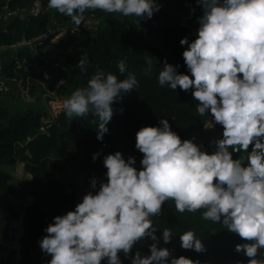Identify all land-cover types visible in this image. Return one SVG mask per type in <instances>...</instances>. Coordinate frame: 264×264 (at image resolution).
I'll use <instances>...</instances> for the list:
<instances>
[{
    "label": "clouds",
    "instance_id": "obj_1",
    "mask_svg": "<svg viewBox=\"0 0 264 264\" xmlns=\"http://www.w3.org/2000/svg\"><path fill=\"white\" fill-rule=\"evenodd\" d=\"M203 14L198 18L196 38L180 40L187 45L182 55L190 74L178 72L167 61L158 73L161 87L192 90L197 112L210 115L223 126L222 138L211 143L215 151H204L190 139L181 140L167 119L161 126H143L136 133V149L143 154L127 160L120 151L104 156L106 182L90 181V191L74 210L57 215L46 228L39 245L50 254L48 264H122L134 244L145 237L157 241L151 217L172 200L178 212L195 213L220 223L238 234L237 244L251 258L249 264H264L257 255L264 249V0H197ZM48 8L70 17L80 26L86 10H102L123 16L151 18L161 5L157 0H48ZM88 57L77 65L87 72ZM149 68L152 60L146 58ZM121 75L127 71L119 61ZM134 72L126 78L98 70L83 87L63 101L69 121L96 117L97 139L108 133L112 104L138 88ZM121 112L123 109L120 110ZM205 128L214 127L212 120ZM251 150L249 151V146ZM233 152L245 156L233 159ZM100 153L93 154V160ZM173 233L163 229L162 239ZM181 247L205 251L193 230L180 235ZM151 254L136 252L131 264H200L188 257H172L166 247L150 245Z\"/></svg>",
    "mask_w": 264,
    "mask_h": 264
},
{
    "label": "trees",
    "instance_id": "obj_2",
    "mask_svg": "<svg viewBox=\"0 0 264 264\" xmlns=\"http://www.w3.org/2000/svg\"><path fill=\"white\" fill-rule=\"evenodd\" d=\"M34 1L10 0L8 4L7 0H0V16L6 4L12 9L27 8ZM42 1L44 13L37 18H18L10 22L8 32L0 31V45L34 38L42 34L52 20L60 26L74 24L70 17L48 8V0ZM157 2L161 7L151 18L86 10L83 21L89 18L97 20L96 29L67 32L56 46L58 53L62 52L66 57L69 71H51L52 81L46 82L53 89L59 80H65L67 85L59 90L60 93H72L85 86L98 70L111 72L119 79L126 78L128 72L137 76L138 88L113 102L114 114L102 141L97 139L96 117L91 114L69 121L63 113L58 124L47 133L41 132L42 118L48 115L49 98H44V89L37 83L32 87V92L37 94L34 101H28L14 81L7 82L8 90L0 91V241L7 238L10 223L20 219L21 212H24V231L19 241L20 264H48L51 255L45 254L39 245L47 235L44 230L55 216L66 214L77 205L75 194L66 192L64 184L57 178L58 172L64 173L68 168L83 170L88 174L89 182L97 178L98 188L100 181L107 180V169L103 164L105 155L120 151L126 160L134 156L135 166L139 167L143 154L135 147L136 133L143 126H161V119L169 121L171 129L182 141L190 139L210 154L216 150L211 142L222 138L223 126L215 123L214 127L205 128L204 124L212 117L198 114V101L194 99L192 90L184 91L179 86L175 91L167 86L161 87L157 79L165 61L178 66V72L190 74L182 55L187 45H181L180 40L184 37L189 41L195 39V34L184 22L193 15H202V6L197 0ZM2 25L0 21V27ZM83 55L89 61L87 72H81L77 66ZM146 58L152 60L150 68ZM121 60L127 65L123 75L117 67ZM9 72L14 75L11 70ZM42 102L44 108L41 107ZM97 152L100 155L93 160V154ZM245 155L244 152H233V159ZM18 163L24 164L26 174L32 178H26L20 193L14 199H8L17 188L13 172ZM28 198L32 199L31 202L23 207ZM151 221L156 227L157 241L150 237L142 238L134 244L127 257L120 251L118 255L122 264H131L136 252L142 257L150 255L153 243L169 249V262L172 257L180 256L200 264H249L251 260L243 251H236L237 244L247 241L228 231L223 224L203 219L202 210L180 213L174 201L168 200L162 205L161 213L152 216ZM163 229H170L173 233L168 243L162 239ZM188 230L195 232L205 251L181 247L180 235ZM257 259L264 261V249L258 252ZM101 264H107V260H102Z\"/></svg>",
    "mask_w": 264,
    "mask_h": 264
},
{
    "label": "built area",
    "instance_id": "obj_3",
    "mask_svg": "<svg viewBox=\"0 0 264 264\" xmlns=\"http://www.w3.org/2000/svg\"><path fill=\"white\" fill-rule=\"evenodd\" d=\"M8 4L10 0H7ZM6 4L0 16L3 25L0 31L8 32V24L15 19L37 18L44 11L45 6L42 0H35L32 5L27 8L12 9ZM98 21L92 18L86 19L80 26L65 25L60 26L56 20H52L46 30L34 37L23 38L12 45H0V91L8 90V81L16 82L22 95L28 101H34L37 97L32 92L35 83L41 85L44 89V98L47 101L48 115L42 118L40 131L47 133L54 125L58 124L60 116L65 113L63 110V101L72 93L63 94L59 90L66 87L65 80H59L56 86L49 88L46 81H52L51 71L68 72L69 66L66 63V57L62 52L58 53V40L62 39L67 32L77 33L83 30L96 29ZM51 51V52H50ZM14 74L10 75V71ZM34 91V90H33ZM26 177L17 181V188L8 199H14L25 185ZM6 200V198H4ZM174 252V251H173Z\"/></svg>",
    "mask_w": 264,
    "mask_h": 264
},
{
    "label": "rangeland",
    "instance_id": "obj_4",
    "mask_svg": "<svg viewBox=\"0 0 264 264\" xmlns=\"http://www.w3.org/2000/svg\"><path fill=\"white\" fill-rule=\"evenodd\" d=\"M201 15H193L190 19H188L185 23V26L189 29V31L193 32L195 34L196 38V30L199 27L198 24V18ZM61 40H58V43ZM58 46V45H57ZM41 107L44 108L45 104L42 102ZM215 125V121L213 118H211L206 125H210V121ZM14 176L17 181L20 180V178H25L26 177V172L24 171V164L18 163L16 170L13 172ZM83 176L84 178H88V174L86 172L80 171V170H75L73 168H68L66 172L64 173H57V178L59 181L64 184L65 190L68 193H74L76 196V204L82 201L80 199L81 197V188L82 184L81 182L83 179L81 178ZM87 184V182H86ZM88 192L90 191V188L88 187ZM87 193H84V195ZM31 198H28L26 202L22 204L23 207L27 206L31 202ZM29 202V203H28ZM23 214L24 212H21V217L20 219L14 220L10 223V228L7 230V238L2 239L0 241V260L2 261V264H18L19 260V246H20V238L23 234V228H22V222H23ZM16 249V260L8 259V255L12 252H14ZM11 260V261H10ZM16 262V263H15Z\"/></svg>",
    "mask_w": 264,
    "mask_h": 264
},
{
    "label": "bare ground",
    "instance_id": "obj_5",
    "mask_svg": "<svg viewBox=\"0 0 264 264\" xmlns=\"http://www.w3.org/2000/svg\"><path fill=\"white\" fill-rule=\"evenodd\" d=\"M81 178L83 179V181L81 182V184H82V188H81V197H80V199H82L83 198V196H84V193H88V187L86 186V178H84L83 176H81ZM15 255H16V249H15V251L12 253H10L9 255H8V259H11V260H13V262H14V259H15ZM17 258V257H16ZM10 260V261H11Z\"/></svg>",
    "mask_w": 264,
    "mask_h": 264
},
{
    "label": "water",
    "instance_id": "obj_6",
    "mask_svg": "<svg viewBox=\"0 0 264 264\" xmlns=\"http://www.w3.org/2000/svg\"><path fill=\"white\" fill-rule=\"evenodd\" d=\"M80 171H83V170H80ZM83 172H85V171H83ZM86 182H87L86 186L89 187L90 188V191H91L92 188H91V185H90V182H89V177L87 178ZM20 250H21V246H19V252H18L19 253V256H20ZM18 264H20V257H19V260H18Z\"/></svg>",
    "mask_w": 264,
    "mask_h": 264
},
{
    "label": "crops",
    "instance_id": "obj_7",
    "mask_svg": "<svg viewBox=\"0 0 264 264\" xmlns=\"http://www.w3.org/2000/svg\"><path fill=\"white\" fill-rule=\"evenodd\" d=\"M192 17V16H191ZM191 17H188V18H186V20H185V22L184 23H186V21L188 20V19H190ZM25 171V170H24ZM26 178H29V179H31L32 178V176L31 175H29V174H27L26 175ZM22 228H23V222H22Z\"/></svg>",
    "mask_w": 264,
    "mask_h": 264
}]
</instances>
